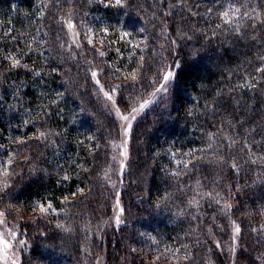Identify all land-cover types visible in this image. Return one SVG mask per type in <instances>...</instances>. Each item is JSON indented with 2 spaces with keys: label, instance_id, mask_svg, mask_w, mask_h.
I'll use <instances>...</instances> for the list:
<instances>
[{
  "label": "snow or ice",
  "instance_id": "1",
  "mask_svg": "<svg viewBox=\"0 0 264 264\" xmlns=\"http://www.w3.org/2000/svg\"><path fill=\"white\" fill-rule=\"evenodd\" d=\"M94 6L123 9L124 15H128L127 9L132 5L130 0H34L24 13L30 22L25 28L31 27L35 33L47 29L39 40L31 32H19L20 37L31 36V43L20 47L12 28L0 34V42L4 43V48L0 49V86L11 80L8 87L12 88L16 103L8 108L29 117L21 119L15 128H26L29 124L34 128L32 135L5 137L0 132V139L6 141L0 143V262L25 264L23 253L31 247L29 228L37 224L38 218L46 221L47 226L51 223L47 217L54 214L56 229L70 234L80 231L81 224L73 220V216L80 213L70 215L68 206L82 203L91 196L93 188L89 183L95 181L101 188L110 184L115 197L114 215L95 226L91 221L82 222L83 252L86 257L95 258L94 264H101L100 257L90 247L92 240L87 233L100 236L105 227L115 226L119 230L127 223L121 194L116 189L117 185H124V172L129 167L134 122L159 100L171 102L174 99V90L180 86L185 66L206 55L213 45L217 51L227 45L225 52L234 55L227 63L224 53L218 56L217 85L210 87L201 79L193 88L199 89L203 102L194 98L193 104H186L184 108V119L194 132H199L200 145L181 151L179 159L176 152L167 150L176 167H162L167 187L155 202L149 201L153 213H168L173 222L187 221L189 228L181 229L183 237L179 241L169 238L178 246L165 245L162 251V236L157 239L150 233L138 232L151 241L147 252L144 248L126 245L127 255L122 260L123 264H135L136 257L140 258V264H161L162 261L167 264H264V0H153L148 8L137 5L148 19L134 30H129L126 21L98 26L89 22L87 18ZM9 42L13 43L10 49ZM189 42L193 45L189 46ZM117 43L124 48L130 46V50L125 56L120 47L115 48V56L109 64L103 58ZM197 43L199 47L195 46ZM32 53H36L38 60H32L30 67L22 61L26 57L31 59ZM69 60L75 61L77 67L81 62L86 66L84 70L90 76H86L85 83L90 79L94 86H99L98 91L111 102L104 107L120 121L113 122L119 145L115 138L106 140L103 145L121 149L111 155V161L118 165L116 169L110 165L103 168L97 162L102 145L95 134L85 135L83 140L80 139L82 133L73 138L76 152L66 161L67 167L47 159L44 150L52 149V155L59 156L61 146L68 140V129L55 131L48 126L53 115L65 120L64 108L60 105L69 93L68 88L41 91L40 99L47 103L39 104L40 110L34 116L32 110L21 103L23 88H41L55 76H60L67 84L66 72L71 69L65 72L61 68ZM234 60L238 63L233 64ZM21 69L25 70L24 75L31 77V85L25 80L11 79L19 76ZM101 76L105 77L104 83ZM126 90H130L127 96L124 95ZM245 93L252 95L246 98ZM3 100L0 95V102ZM162 107L167 110L168 104ZM70 119L75 123L74 118ZM37 124L41 127H36ZM81 148L86 155H80ZM45 164L52 166L51 172ZM52 172L57 176V185L66 184L72 174L84 184V187L77 184L75 191H70L71 200L69 196L59 200L64 210L63 220L53 206V201L58 199L55 195L51 199H20V192L33 178H47ZM112 174L116 175L115 181ZM257 188L259 193L255 192ZM149 195V190L145 189L143 197L138 199ZM220 220L224 223H219ZM215 230L228 239L223 242L215 239ZM39 235L47 236V233L39 232ZM201 236L212 238L214 247H207L206 251L218 250L216 261L200 254L208 244ZM100 239L102 242L103 237ZM151 253L156 254L145 259Z\"/></svg>",
  "mask_w": 264,
  "mask_h": 264
},
{
  "label": "trees",
  "instance_id": "2",
  "mask_svg": "<svg viewBox=\"0 0 264 264\" xmlns=\"http://www.w3.org/2000/svg\"><path fill=\"white\" fill-rule=\"evenodd\" d=\"M152 2L153 0H130L132 6L127 9L128 15H124L125 10L123 9H105L103 6H94L91 15L87 19L97 26L105 22L117 24L118 21H126L129 30H134V27L142 26L143 20L148 19L147 14L137 5L143 4L145 8H148ZM32 3H34V0H0V34L12 28V35L17 36L20 47L30 44L31 36L27 38L20 37L19 32H31L39 40L43 31L47 30L44 29L41 33H35L31 27L25 28V25L30 22L25 18L24 13L29 11ZM150 11L151 9H149ZM109 38L115 39L116 37ZM192 45L193 42H189V46ZM195 46L199 47V44L197 43ZM11 47H13V43L9 42L8 48ZM31 47L35 48L36 45L31 44ZM117 47L121 48V52L125 56L130 50V46L124 48L119 43L113 45V51L103 58L107 63H112V58L115 56L114 49ZM3 48L4 43L0 42V49ZM226 48L227 45H224L217 51L216 45H213L212 48L208 49L206 55L185 66L181 73L180 86L174 90V99L171 102L159 100L145 109L138 116L137 122H134L129 167L124 172V185H117L116 189L121 194V204L125 208L127 223L121 225L119 230H116L115 226L105 227L103 233L100 234L103 237L102 242L100 236L95 235L93 232L87 233L92 240L90 247L100 257L101 264H123L122 257L127 255L126 245H131L137 249L144 248L147 252L151 241L148 240L147 236H139L138 232L150 233L157 236V239L162 236L163 241L160 245L162 251L165 245L169 247L178 246L173 244L169 238H177L179 241L180 237H183L181 229L186 231L189 228L187 221L183 223L181 221L173 222L168 213L160 215L153 213L149 201L155 202L157 196L162 195L167 187L165 172L162 171V167L167 166L171 169L176 167L170 154H166L167 150L171 149L172 152H176L177 159H179L181 151L186 152L189 148L200 145L198 139L200 134L194 132L192 125L185 121L184 108L186 104L192 105L194 98L203 102L199 89L193 88V85H198L201 79L204 83H209L210 87L217 85L220 70L212 66V58L224 53L225 63H227L234 53L225 52ZM0 57H2V52H0ZM32 60H38L36 53L31 54V59L26 57L22 62L29 64L31 67ZM235 63H238V61L234 60L233 64ZM85 67L82 62L77 67L75 61L69 60L61 68V71L65 72L67 69H71L70 72H66L67 84L63 82L60 76H55L49 78L48 84L41 88L31 86L23 88L21 89V95L24 99L21 103L25 108L31 109L34 116L40 110L37 106L41 103H47V100L42 101L40 99L41 91H63L64 88H68L69 93L66 94L65 100L60 105L64 108L65 120H59L53 115L52 119L48 121V126H51L55 131L68 129V140L61 146L62 150L59 156H53L52 149L44 150L47 159L53 162L59 161L67 167L66 161L69 157H73L76 152V145L72 143L73 138L82 133L80 139L83 140L85 135L95 134L102 145L97 162L103 168H107L109 165L113 168L115 165V162L111 161L113 147L110 145L103 147V145L106 140L115 138L116 133L113 122L117 120L104 107L103 100L105 97H103L102 92L98 91L99 86H94V81L90 79L85 83L86 76H90L85 72ZM117 67H120L119 62H117ZM24 71L21 69L20 75H14L11 79L25 80L31 85L32 79L30 76L24 75ZM104 80L105 77L101 76V83H104ZM114 82L120 83L119 80ZM10 83L11 80L0 86V95L4 97L3 102H0V132L5 137L9 134L21 136L22 133L32 135L34 128L31 124L26 128L21 127L18 130L15 128L16 125L20 124L21 119H28L29 117L22 115L19 111L9 110L8 105L16 103L13 100V90L8 87ZM105 90H107V86ZM128 91L130 90L124 92L125 96L128 95ZM71 93H75V95ZM251 95V93H245L246 98L251 97ZM165 103L168 104L167 110L162 107ZM81 108H84L85 111L81 112ZM73 114L75 115L73 116ZM70 118H74L75 123H72ZM36 127H41V125L37 124ZM5 142V140L0 139V143ZM85 143L88 142L85 141ZM80 155H86L82 148ZM106 160L108 163H105ZM44 166L49 167L51 172V165L45 164ZM60 175L63 176L64 173L61 172ZM111 178L115 181L116 175L113 176L112 174ZM56 180L57 176L54 172L47 178L42 176L33 178L32 182L20 192V199L22 201L40 200L42 197L51 199L55 195L58 199L53 201V206L60 213L59 219L63 220L64 210L59 200L63 196H69L71 200L70 191H75L77 184H80L81 187H84V184L77 180L74 174L71 175V179L66 184L57 185ZM89 186L93 188L91 196L83 199L82 203L68 206L71 209L70 215L80 213L79 216H73V220L75 223L81 224V230L70 234L56 229L57 218L54 214L47 217V220L51 221L47 226H45L46 221H41L38 218L37 224L29 228L31 247L23 253L22 259L25 264H29V262L30 264H53V262L54 264H85V261L87 264H94L95 258L86 257L83 252L85 232L82 229V222L91 221V224L95 226L100 220H106L114 215L115 197L110 184L105 188H101L95 181H92ZM145 189L149 190V197L138 199V197H143ZM259 191V188L255 189L256 193H259ZM241 199H245V197H241ZM28 214L31 215V211ZM219 223H224V221L220 220ZM215 231V239H220L222 242L228 239L223 233L218 230ZM39 232H46L47 236H40ZM34 233L35 235H33ZM158 233L160 235H157ZM200 239L202 241L208 240L207 246L201 249L200 254L210 256L213 261H216L219 254L218 250L214 249L213 253H207L206 251L207 247H214L211 242L212 238L201 236ZM155 254L151 253L145 256V259ZM142 255L144 254L142 253ZM135 264H140L139 257L135 258ZM161 264H167V261H162Z\"/></svg>",
  "mask_w": 264,
  "mask_h": 264
},
{
  "label": "rangeland",
  "instance_id": "3",
  "mask_svg": "<svg viewBox=\"0 0 264 264\" xmlns=\"http://www.w3.org/2000/svg\"><path fill=\"white\" fill-rule=\"evenodd\" d=\"M218 57H213L212 58V62H213V67L214 68H216L217 69V67H216V65H217V63H218V59H217ZM104 105L107 103V104H109V106H110V103L111 102H109V101H107L106 100V98H104ZM107 112L109 113V111H108V109H107ZM111 115H113L114 117H115V119L117 120L116 121V123L118 124V123H120V121H118V119H117V117L115 116V113H112ZM115 142H116V144L117 145H119V143H120V138H116V135H115ZM119 151H121V149L120 148H118V147H113V154H115V153H118ZM129 151H130V153H131V142L129 143ZM129 162V161H128ZM116 168H118V165L115 163V165H114V167L112 168V169H116ZM113 176H115V174H113Z\"/></svg>",
  "mask_w": 264,
  "mask_h": 264
}]
</instances>
